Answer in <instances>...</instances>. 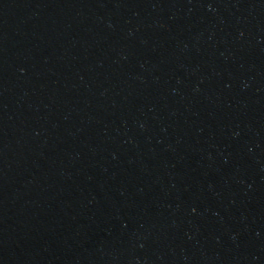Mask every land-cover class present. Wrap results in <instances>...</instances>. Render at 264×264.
<instances>
[{"label":"water","instance_id":"95a60500","mask_svg":"<svg viewBox=\"0 0 264 264\" xmlns=\"http://www.w3.org/2000/svg\"><path fill=\"white\" fill-rule=\"evenodd\" d=\"M0 264H264V0H0Z\"/></svg>","mask_w":264,"mask_h":264}]
</instances>
